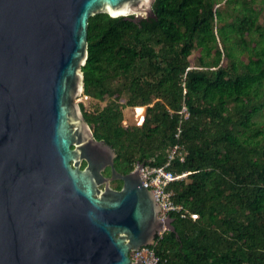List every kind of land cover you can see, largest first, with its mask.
<instances>
[{
  "label": "trees",
  "instance_id": "trees-1",
  "mask_svg": "<svg viewBox=\"0 0 264 264\" xmlns=\"http://www.w3.org/2000/svg\"><path fill=\"white\" fill-rule=\"evenodd\" d=\"M152 10L137 22L90 18L77 102L122 174L166 166L180 147L168 169L188 176L168 190L199 219L172 214L175 232L154 246L162 264H264V0Z\"/></svg>",
  "mask_w": 264,
  "mask_h": 264
},
{
  "label": "water",
  "instance_id": "water-1",
  "mask_svg": "<svg viewBox=\"0 0 264 264\" xmlns=\"http://www.w3.org/2000/svg\"><path fill=\"white\" fill-rule=\"evenodd\" d=\"M154 1L0 0V264H135L165 228L175 232L145 164L119 173L77 102L90 18L137 22Z\"/></svg>",
  "mask_w": 264,
  "mask_h": 264
},
{
  "label": "built area",
  "instance_id": "built-area-1",
  "mask_svg": "<svg viewBox=\"0 0 264 264\" xmlns=\"http://www.w3.org/2000/svg\"><path fill=\"white\" fill-rule=\"evenodd\" d=\"M182 114L185 118L189 117V112L187 108H184ZM180 147L175 146L169 153L168 164L163 167H151L149 165H145L142 169H140V175L143 179L146 187L150 189L156 197L157 203L161 208V220L165 221L169 217H172V214H180V217L186 219L190 217L192 220L196 221L199 219V214L190 213L185 211L184 207L181 205H177L173 201V192L168 190L169 185L177 180L184 179L188 176V173H183L181 175H177L175 172L168 169V166L171 164L173 160H175L177 153L179 152ZM138 167V164L135 168ZM165 230L163 232H166ZM152 245L145 251L141 252L137 256L132 258V261L137 264L138 260L142 261V264H162L161 257L156 253L155 246Z\"/></svg>",
  "mask_w": 264,
  "mask_h": 264
},
{
  "label": "flooded vegetation",
  "instance_id": "flooded-vegetation-1",
  "mask_svg": "<svg viewBox=\"0 0 264 264\" xmlns=\"http://www.w3.org/2000/svg\"><path fill=\"white\" fill-rule=\"evenodd\" d=\"M116 160V159H115ZM85 163V162H84ZM116 168V167H115ZM135 169V168H134ZM117 170V169H116ZM120 173V172H119ZM122 174V173H121ZM104 175L106 176V177H111V169L110 168H107L106 170H105V172H104ZM124 175V174H123ZM113 182H117V184L113 187L115 190H121V188L120 189H118V185H119V181H113ZM113 182H111V183H113ZM122 186H123V184H122Z\"/></svg>",
  "mask_w": 264,
  "mask_h": 264
},
{
  "label": "rangeland",
  "instance_id": "rangeland-1",
  "mask_svg": "<svg viewBox=\"0 0 264 264\" xmlns=\"http://www.w3.org/2000/svg\"><path fill=\"white\" fill-rule=\"evenodd\" d=\"M261 23H263L264 24V10L262 11V14H261Z\"/></svg>",
  "mask_w": 264,
  "mask_h": 264
}]
</instances>
